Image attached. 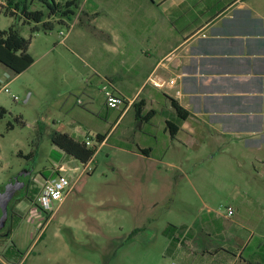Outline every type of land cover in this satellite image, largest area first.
<instances>
[{
  "label": "rangeland",
  "instance_id": "1",
  "mask_svg": "<svg viewBox=\"0 0 264 264\" xmlns=\"http://www.w3.org/2000/svg\"><path fill=\"white\" fill-rule=\"evenodd\" d=\"M79 4L70 20L45 32L31 31L33 22L20 20V33L30 37L33 62L17 74L0 63V107L5 109L0 116V188L21 173H30L32 183L39 186L40 171H53L58 165L77 166L66 172L76 177L83 163L54 146L51 132L89 135L92 144L95 130L104 133L115 125L106 143L98 145L87 172L50 218L37 215L34 203L24 195L14 204L20 216L10 234L11 218L0 230V264H171L165 254L169 243L165 228L192 223L207 210L204 202L224 221H228L224 208L237 189L264 204V161L255 157L264 156V145L250 150L246 141L242 148L252 155L241 162L222 152L169 163L120 149L122 142L132 144L123 135L137 123L130 112L131 117L118 122L116 114L105 117V92L111 88L102 67L107 39L117 41L121 36L122 3L80 0ZM130 16L133 25L134 14ZM13 21L0 10L1 29ZM54 154L60 159L55 160ZM257 209L264 228V208ZM210 237L213 244L219 242ZM11 244L19 257L6 252Z\"/></svg>",
  "mask_w": 264,
  "mask_h": 264
},
{
  "label": "crops",
  "instance_id": "2",
  "mask_svg": "<svg viewBox=\"0 0 264 264\" xmlns=\"http://www.w3.org/2000/svg\"><path fill=\"white\" fill-rule=\"evenodd\" d=\"M120 2L121 36L117 41L107 39L102 69L104 81L122 103L105 104V117L116 114L118 122L130 112L137 124L123 135L132 144L122 142L118 147L135 157L148 160L154 155L156 161L169 163L217 157L222 152L236 162L249 160L251 152L242 148L246 141L248 149L261 150L264 0ZM151 78L160 86L153 85ZM171 99L187 112L178 128ZM113 126L98 145L106 143ZM251 141L258 146H251ZM256 155L264 161L263 155ZM203 205L207 210L192 223L178 225L180 242L169 254L171 262L264 264V228L256 214L263 203L237 189L227 204L233 213L225 210L228 221L217 217L207 202ZM210 236L219 242L213 244Z\"/></svg>",
  "mask_w": 264,
  "mask_h": 264
},
{
  "label": "trees",
  "instance_id": "3",
  "mask_svg": "<svg viewBox=\"0 0 264 264\" xmlns=\"http://www.w3.org/2000/svg\"><path fill=\"white\" fill-rule=\"evenodd\" d=\"M79 2L80 0H7L6 6L0 5V10L4 14H9L14 18V21L7 28H0V63L17 74L25 70L33 62V57L28 52L30 37L26 38L20 33L18 27L20 20L21 24L33 22V25L30 27L31 31L42 30L45 32L51 30L56 23H65L67 20H70L79 8ZM171 101L178 116V119L174 122L178 128L179 121L186 116L187 112L174 99H171ZM4 112L5 109L0 107V116ZM170 132L173 134L172 130ZM104 136V133H96L95 143L86 144L82 137L64 131L54 130L50 134V142L63 154L81 163H86L92 159L98 144H100ZM136 149L145 154L143 148L136 147ZM55 151L57 154L59 153L57 150ZM54 157L55 160L60 159L58 155L54 154ZM56 173H58L57 169L53 171L49 169L40 171L43 178L54 176ZM31 184L32 187L23 195L30 201H33L39 191V186L35 183ZM20 199L21 196L16 199L15 203ZM19 216L20 214L13 211L8 231L9 234L13 227L16 226ZM179 230L180 226L174 225H169L164 230L169 239L165 250V254L168 256L180 242L181 235ZM9 234L6 236H9ZM1 241L4 240L1 239ZM6 252L11 255L20 256V252L14 244L9 245Z\"/></svg>",
  "mask_w": 264,
  "mask_h": 264
},
{
  "label": "built area",
  "instance_id": "4",
  "mask_svg": "<svg viewBox=\"0 0 264 264\" xmlns=\"http://www.w3.org/2000/svg\"><path fill=\"white\" fill-rule=\"evenodd\" d=\"M0 5L6 6L7 0H0ZM150 81L155 86H160L161 84L154 81L152 78ZM169 83H173V80H170ZM105 95L107 99L106 105L109 107H117L122 103V99L118 95L113 94L110 90H106ZM84 140L86 144H90V141H92L89 135H86ZM89 162L90 160L86 163H83L82 168L78 170V174L74 178L66 174L67 169L62 165H58L56 167L58 173H56L54 176H48L46 178L42 177L43 182L41 185H39V191L32 201V203H34V208L37 210V215L44 213L45 217V214L53 212L54 209H56L62 203L66 195L77 181L78 177L82 173L87 172L89 168ZM73 169L77 170L78 167L76 166ZM55 203H57L56 206ZM225 210L228 215L233 213V208L231 206H227ZM171 264L175 263L171 262Z\"/></svg>",
  "mask_w": 264,
  "mask_h": 264
},
{
  "label": "water",
  "instance_id": "5",
  "mask_svg": "<svg viewBox=\"0 0 264 264\" xmlns=\"http://www.w3.org/2000/svg\"><path fill=\"white\" fill-rule=\"evenodd\" d=\"M16 181L18 184H15ZM25 179L22 175L20 178L13 177L3 188H0V230L5 226L9 219V204L12 199L19 194L25 186Z\"/></svg>",
  "mask_w": 264,
  "mask_h": 264
},
{
  "label": "flooded vegetation",
  "instance_id": "6",
  "mask_svg": "<svg viewBox=\"0 0 264 264\" xmlns=\"http://www.w3.org/2000/svg\"><path fill=\"white\" fill-rule=\"evenodd\" d=\"M23 176H24V179H25V186L24 188L19 192V194L17 196H15L12 201L10 202L9 204V211H8V215H9V218L12 217V214H13V211L14 210V203L16 201V199H18L20 196H22L24 193L26 194V192L32 187V179L30 177V173H21ZM12 203V204H11Z\"/></svg>",
  "mask_w": 264,
  "mask_h": 264
}]
</instances>
